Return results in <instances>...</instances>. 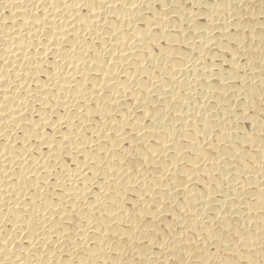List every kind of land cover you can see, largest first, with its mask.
I'll return each mask as SVG.
<instances>
[{
	"label": "bare ground",
	"instance_id": "1",
	"mask_svg": "<svg viewBox=\"0 0 264 264\" xmlns=\"http://www.w3.org/2000/svg\"><path fill=\"white\" fill-rule=\"evenodd\" d=\"M0 264H264V0H0Z\"/></svg>",
	"mask_w": 264,
	"mask_h": 264
}]
</instances>
